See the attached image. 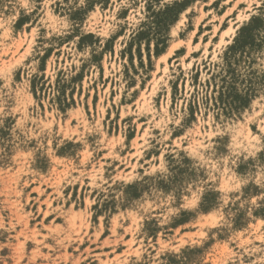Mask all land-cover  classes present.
I'll use <instances>...</instances> for the list:
<instances>
[{
    "label": "rangeland",
    "instance_id": "obj_1",
    "mask_svg": "<svg viewBox=\"0 0 264 264\" xmlns=\"http://www.w3.org/2000/svg\"><path fill=\"white\" fill-rule=\"evenodd\" d=\"M0 264H264V0H0Z\"/></svg>",
    "mask_w": 264,
    "mask_h": 264
},
{
    "label": "bare ground",
    "instance_id": "obj_2",
    "mask_svg": "<svg viewBox=\"0 0 264 264\" xmlns=\"http://www.w3.org/2000/svg\"><path fill=\"white\" fill-rule=\"evenodd\" d=\"M173 47H174V46H172V47L169 49V51H168L165 55H163V57H161V58H165L166 55L169 54V53L171 52V49H172Z\"/></svg>",
    "mask_w": 264,
    "mask_h": 264
}]
</instances>
